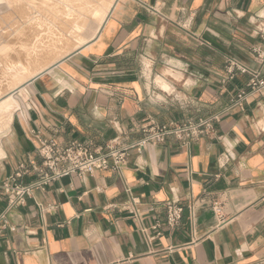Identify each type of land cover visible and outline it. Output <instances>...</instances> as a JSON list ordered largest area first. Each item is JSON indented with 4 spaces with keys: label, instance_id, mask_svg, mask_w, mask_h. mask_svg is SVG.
<instances>
[{
    "label": "crops",
    "instance_id": "0c3cea01",
    "mask_svg": "<svg viewBox=\"0 0 264 264\" xmlns=\"http://www.w3.org/2000/svg\"><path fill=\"white\" fill-rule=\"evenodd\" d=\"M263 16L264 0H115L93 39L25 83L0 118V215L1 185L24 170L19 182L35 177L41 140L103 148L141 126L220 119L188 145L130 152L120 173L35 192L8 216L0 264H264V96L225 112L250 78L232 76L230 62L264 76L253 52ZM203 197L219 200L223 224L206 208L190 214ZM167 200L184 207L173 230Z\"/></svg>",
    "mask_w": 264,
    "mask_h": 264
},
{
    "label": "built area",
    "instance_id": "2783aa9c",
    "mask_svg": "<svg viewBox=\"0 0 264 264\" xmlns=\"http://www.w3.org/2000/svg\"><path fill=\"white\" fill-rule=\"evenodd\" d=\"M254 34L261 43L253 49L255 58L262 68L264 67V16L254 27ZM228 69L233 76L236 72L250 76L247 91L239 92L229 103L226 111L241 108L248 96H264V76L260 70H247L245 67L230 62ZM175 100L179 102L176 98ZM220 114H212L197 120L185 122H170L153 126H141L138 129L139 137L128 143H122L117 139L111 140L103 148L93 147L81 142H72L67 146H60L54 140H41L37 148L40 163L32 167L35 177L27 182H19L22 173H15L2 185L1 190L7 196L5 211L0 215V233L13 232L15 229L9 223L8 216L12 210L24 205L27 199L32 198L37 191H43L51 183L69 175H92L96 171L112 170L120 173L126 164L130 152L141 154L150 144H163L172 138L177 142L188 145L197 141L201 136L212 135L214 125L219 122ZM20 169H24L20 166ZM135 202V200H133ZM133 203V202H132ZM165 209V224L173 230L177 228L183 216L184 207L174 200H167L163 204ZM196 206L206 208L213 212L218 225L226 220L222 214V206L217 198H200L190 202L188 209L190 214ZM156 224L152 229L157 230ZM160 233L156 232V236Z\"/></svg>",
    "mask_w": 264,
    "mask_h": 264
},
{
    "label": "rangeland",
    "instance_id": "374dc122",
    "mask_svg": "<svg viewBox=\"0 0 264 264\" xmlns=\"http://www.w3.org/2000/svg\"><path fill=\"white\" fill-rule=\"evenodd\" d=\"M79 1L82 0H64L63 4L58 6L52 3L48 4V7L44 8V12L48 13L50 17V25L45 28L40 27L43 31L39 34L34 32L32 19H27V21L13 19L11 22V16L14 15L13 18H15L18 16L17 13L6 12L7 15L5 12V14L0 12V48L2 47V50L0 49V99L12 88L38 73L40 66L50 65L67 51L69 52L79 45L78 43L82 42L91 31L92 20L96 19L97 22L101 18L102 8L105 9L111 0H91L93 4L86 0L89 6L86 5L87 10L94 9L88 13L87 21H80L76 19L77 17L72 19L69 16L76 8L80 7L77 6ZM100 8L101 11H98ZM97 11L99 15L96 14ZM93 12L94 16L92 17ZM44 44H47L46 49L39 48V46H45ZM3 46H6L7 49L13 48V50L10 49L12 51L8 53L1 52L4 49ZM39 50H41V54H39ZM13 99L16 105L12 111H9L12 114L18 108V99H22L21 92L15 93ZM0 118H4L2 114Z\"/></svg>",
    "mask_w": 264,
    "mask_h": 264
},
{
    "label": "bare ground",
    "instance_id": "6f19581e",
    "mask_svg": "<svg viewBox=\"0 0 264 264\" xmlns=\"http://www.w3.org/2000/svg\"><path fill=\"white\" fill-rule=\"evenodd\" d=\"M89 1H90L91 4H93V2L91 0H89ZM63 2H64V0H0V12L2 11L3 13L4 12L5 13L6 12H9V13L15 12V14L17 13L18 16H16L15 18H13L14 15L11 16L12 18L10 17L11 18L10 19L11 22H12L13 19L14 20H18V21H21V20L22 21H27V19L28 20L32 19L33 20V24H34L33 25L34 26L33 27L34 32H35V34L36 33L39 34L40 32L43 31V30H41L42 28H40V27H44L45 28V27L50 25V17L48 16V13L44 12V8L48 7V4H50V3L54 4L55 6H58V5H62ZM95 2H94V4H95ZM114 2H115V0H111L110 3L107 5V7L105 9L102 8L103 9L102 10V16L97 22H96V19L92 20L93 22L91 23V26H92L91 31L89 32L88 36H86V38L82 42L78 43L79 45H77L71 51H69V52L67 51V53H65L62 57H60L57 61L51 63L50 65H48V66H46V65L40 66L39 69H38V73H36L35 75L33 74L31 77H29L28 79L23 81L21 84H19V85L15 86L14 88H12L9 91V93H7L4 97H2V99H0V115L2 114L5 119L7 118L9 120L11 118V115H12V113H9V111H12L15 108V105H16L15 104V100L13 99L14 92H16V93L17 92H21V90L24 88V84L27 83L29 80L33 79L38 74H41L42 72H44L45 70L50 68L52 65H54L57 62H59L60 60H62L63 58H65L66 56H68L69 54H71L72 52L77 50L78 48H80L86 42H88L89 40L93 39L96 36L97 32L99 31L102 23L106 19L108 13L110 12ZM86 5L88 6V3H86V0L79 1L77 6H80V7L76 8L75 11L73 13H71L69 16L72 19H75L77 17L76 19H79L80 21H83V20L87 21L88 13L92 12L94 9L87 10ZM98 11H101V8ZM98 11L96 13L97 15H99ZM93 16H94V12L92 14V17ZM5 18H6V16H5ZM17 37L18 36H16V38ZM44 45L45 46H39V48L46 49L47 44H44ZM3 47H4V49L1 52H7L8 53V52L13 50V48L7 49L6 46H3ZM10 49H12V50H10ZM39 54H41V50H39Z\"/></svg>",
    "mask_w": 264,
    "mask_h": 264
}]
</instances>
